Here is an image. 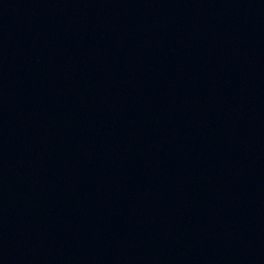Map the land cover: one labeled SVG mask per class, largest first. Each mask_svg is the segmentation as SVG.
Listing matches in <instances>:
<instances>
[{"label": "water", "instance_id": "1", "mask_svg": "<svg viewBox=\"0 0 264 264\" xmlns=\"http://www.w3.org/2000/svg\"><path fill=\"white\" fill-rule=\"evenodd\" d=\"M0 264H264V17L0 0Z\"/></svg>", "mask_w": 264, "mask_h": 264}]
</instances>
